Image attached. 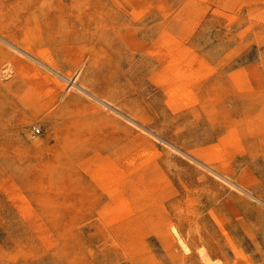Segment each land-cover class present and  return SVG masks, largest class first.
I'll use <instances>...</instances> for the list:
<instances>
[{"label":"rangeland","instance_id":"obj_1","mask_svg":"<svg viewBox=\"0 0 264 264\" xmlns=\"http://www.w3.org/2000/svg\"><path fill=\"white\" fill-rule=\"evenodd\" d=\"M0 33V264H264V0H0Z\"/></svg>","mask_w":264,"mask_h":264},{"label":"bare ground","instance_id":"obj_2","mask_svg":"<svg viewBox=\"0 0 264 264\" xmlns=\"http://www.w3.org/2000/svg\"><path fill=\"white\" fill-rule=\"evenodd\" d=\"M0 35L1 36H3L4 38H6V40H8V42L10 43V45L11 44H14V45H16V43H14V41L11 39V38H9L8 36H4V35H2L1 33H0ZM15 47V46H14ZM18 48V47H17ZM24 52H26V51H24ZM23 52V53H24ZM28 57V56H27ZM31 57H33V55L31 56ZM34 58V57H33ZM88 93V92H87ZM99 98V97H98ZM100 100V99H99ZM100 101H102V100H100ZM108 104V103H107ZM106 104V106H109V105H107ZM147 132V131H146ZM150 132V131H149ZM151 134V133H150ZM145 142L146 143H148V144H150V141H149V139L145 136ZM144 142V143H145ZM176 149H178V148H176ZM189 156V155H188ZM171 160V159H170ZM172 233L174 234V236H175V238H176V241H177V243L180 245V247L181 248H183L184 250H188V248H187V246H186V244H185V242L181 239V237L179 236V234H178V231H177V229L175 228V227H173L172 228ZM201 256H202V258H203V260H205V261H207L208 260V257L205 255V253H201ZM208 262H210L209 260H208ZM210 264H211V262H210Z\"/></svg>","mask_w":264,"mask_h":264}]
</instances>
